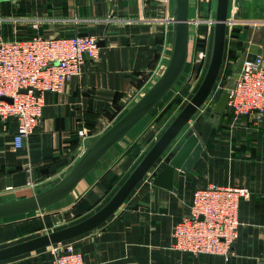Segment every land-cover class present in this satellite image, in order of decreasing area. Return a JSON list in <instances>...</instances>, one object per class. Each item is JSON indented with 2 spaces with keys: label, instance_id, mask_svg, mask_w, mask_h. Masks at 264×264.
Returning <instances> with one entry per match:
<instances>
[{
  "label": "crops",
  "instance_id": "obj_1",
  "mask_svg": "<svg viewBox=\"0 0 264 264\" xmlns=\"http://www.w3.org/2000/svg\"><path fill=\"white\" fill-rule=\"evenodd\" d=\"M215 6L216 0H188L186 57L171 87L68 193L38 209L0 217V249L75 224L114 195L193 95L143 145L151 124L184 90L183 81L205 73ZM175 8L176 0H0L2 39L35 32L46 37L86 34L99 45L98 58H86L81 74L67 79L62 91L44 93L41 117L21 147L13 143L16 119H0V204L34 197L59 184L161 77L174 50ZM227 19L223 60L209 97L123 203L94 228L66 240L82 253L85 264H264V113L234 119L227 107L222 113L214 110L226 84L235 79V64L249 43L264 45V0H228ZM191 134L205 155L171 189L153 185L155 175ZM209 183L249 191L240 200L238 233L227 257L171 247L173 224L188 212L193 191ZM51 263V245L0 261Z\"/></svg>",
  "mask_w": 264,
  "mask_h": 264
},
{
  "label": "built area",
  "instance_id": "obj_2",
  "mask_svg": "<svg viewBox=\"0 0 264 264\" xmlns=\"http://www.w3.org/2000/svg\"><path fill=\"white\" fill-rule=\"evenodd\" d=\"M97 41L86 34L46 37L38 32L21 39L0 38V119H16L15 147H21L37 125L44 93L62 91L67 79L81 74L86 58H98ZM200 56L206 59L205 53ZM226 89L234 119L264 113L262 55L244 61ZM79 135L83 136L82 130ZM248 195L236 185L209 183L196 188L188 212L172 226V249L227 257L238 233L240 200ZM51 253V264H85L82 253L66 240L52 244Z\"/></svg>",
  "mask_w": 264,
  "mask_h": 264
},
{
  "label": "water",
  "instance_id": "obj_3",
  "mask_svg": "<svg viewBox=\"0 0 264 264\" xmlns=\"http://www.w3.org/2000/svg\"><path fill=\"white\" fill-rule=\"evenodd\" d=\"M187 9L188 0H176L175 45L171 60L161 77L93 144L59 184L34 197L0 204V217L38 209L68 193L104 151L120 138L171 87L182 70L186 57L189 22ZM227 10L228 0H216L211 55L197 89L144 154L114 195L95 213L75 224L1 248L0 261L80 235L103 222L123 203L130 191L151 168L183 125L210 95L223 60L225 30L228 22ZM258 53L264 58V45L260 46L258 41L249 43L247 49L243 51L235 64L234 78L238 77L244 61H253ZM228 99L229 91L224 89L216 100L214 110L219 113L224 112ZM203 155H205V151L202 150L195 134L189 135L155 175L153 185L171 189L178 176H183L187 172L190 173L195 161Z\"/></svg>",
  "mask_w": 264,
  "mask_h": 264
},
{
  "label": "rangeland",
  "instance_id": "obj_4",
  "mask_svg": "<svg viewBox=\"0 0 264 264\" xmlns=\"http://www.w3.org/2000/svg\"><path fill=\"white\" fill-rule=\"evenodd\" d=\"M201 18H207V16L204 17V15H203V16H201ZM210 55H209L208 59H210ZM225 73L231 74L227 69L225 70ZM203 76H204V73H203V75L199 76L198 78L193 77V78L186 79L185 81H183L184 90H182L181 93L176 94V96L172 98V102L169 105V108L167 109V111L165 113L161 114L159 116V118H157V121H155V124H151V126L149 127V130L147 132L148 139L144 142L143 145L149 144L152 140H154L153 138L155 136H157L163 130V128L167 125V123L169 122V120L171 119L173 114L175 113L176 108H181L183 106V104H185V102L189 99V96L195 92V90L197 89V87H198L199 83L201 82ZM228 79H229V77H228ZM227 84H226V87L224 89H226L228 87L229 84L228 85Z\"/></svg>",
  "mask_w": 264,
  "mask_h": 264
},
{
  "label": "bare ground",
  "instance_id": "obj_5",
  "mask_svg": "<svg viewBox=\"0 0 264 264\" xmlns=\"http://www.w3.org/2000/svg\"><path fill=\"white\" fill-rule=\"evenodd\" d=\"M210 21V20H209Z\"/></svg>",
  "mask_w": 264,
  "mask_h": 264
}]
</instances>
